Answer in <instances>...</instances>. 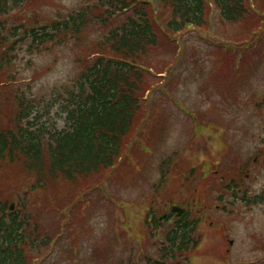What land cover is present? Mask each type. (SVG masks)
Wrapping results in <instances>:
<instances>
[{
	"label": "rangeland",
	"instance_id": "rangeland-1",
	"mask_svg": "<svg viewBox=\"0 0 264 264\" xmlns=\"http://www.w3.org/2000/svg\"><path fill=\"white\" fill-rule=\"evenodd\" d=\"M85 6L84 0H29L23 16L19 10L12 13L37 26L65 19ZM211 12L208 33L185 35L176 53L160 47L153 54L155 65L176 64L172 72L166 69L164 79L152 78L159 91L149 95L146 114L150 118L152 106L157 107V135L153 137L154 125L149 123L151 129L140 135L143 138L131 143L121 171L116 170L92 197L72 204L75 190L58 187L62 191L53 198H28L26 211L43 234L55 239L37 264H147L149 258H158L171 229L170 224L162 225L155 242L148 216L155 212L161 217L173 205L202 220L196 233L199 245L183 257L186 264H264V205L254 207L246 201L264 191V33L253 48H236V41L250 40L242 25L224 26L219 12ZM98 39L89 32L80 44L52 47L33 57L25 47L18 48L13 64L18 82L12 91L34 98L43 112L54 93L77 80L76 54ZM218 40L235 43L221 42V47ZM57 110L43 122L57 120ZM193 117L204 119L206 126L194 131L200 123L193 126ZM63 125L59 122V128ZM171 157V171L158 187L162 162ZM232 180L235 191L243 190L239 196L225 191ZM20 184L22 180L5 173L0 180L5 193H0L15 201L16 193L23 196L28 191Z\"/></svg>",
	"mask_w": 264,
	"mask_h": 264
},
{
	"label": "trees",
	"instance_id": "trees-1",
	"mask_svg": "<svg viewBox=\"0 0 264 264\" xmlns=\"http://www.w3.org/2000/svg\"><path fill=\"white\" fill-rule=\"evenodd\" d=\"M84 2L85 7L65 19L31 26L10 12L11 5L23 16L29 0H0V180L8 173L22 180L20 188L28 189L23 196L16 193L19 210L7 216L14 199L2 195L0 188V264H36L48 251L51 236L43 234L27 212L30 196L50 199L63 187L75 190L69 200L72 204L92 197L95 187L114 176L111 171L126 161L140 130L151 128L145 113L154 88L149 69L173 65L153 64L156 50L164 47L176 53V39L207 31L210 3L222 25H242L250 37L247 47L264 33V0ZM89 32L99 39L76 54L77 80L54 93L43 112L35 107L34 98L12 91L18 82L19 71L13 66L18 48H26L31 57L44 55L52 47L80 44ZM56 108L57 120L44 123V117ZM182 222L168 234V246L159 260L148 264H182L180 258L189 251L198 225L188 217Z\"/></svg>",
	"mask_w": 264,
	"mask_h": 264
},
{
	"label": "water",
	"instance_id": "water-1",
	"mask_svg": "<svg viewBox=\"0 0 264 264\" xmlns=\"http://www.w3.org/2000/svg\"><path fill=\"white\" fill-rule=\"evenodd\" d=\"M178 211V209H174V212Z\"/></svg>",
	"mask_w": 264,
	"mask_h": 264
}]
</instances>
